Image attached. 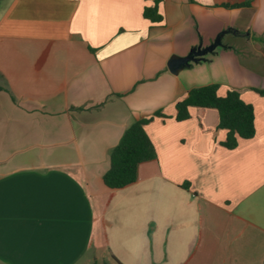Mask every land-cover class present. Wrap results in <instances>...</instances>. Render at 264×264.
I'll use <instances>...</instances> for the list:
<instances>
[{
  "label": "crops",
  "instance_id": "1",
  "mask_svg": "<svg viewBox=\"0 0 264 264\" xmlns=\"http://www.w3.org/2000/svg\"><path fill=\"white\" fill-rule=\"evenodd\" d=\"M208 85L253 108L234 149L216 109L175 119ZM0 88V264H264V0H2ZM155 113L156 159L106 188L111 150Z\"/></svg>",
  "mask_w": 264,
  "mask_h": 264
},
{
  "label": "trees",
  "instance_id": "2",
  "mask_svg": "<svg viewBox=\"0 0 264 264\" xmlns=\"http://www.w3.org/2000/svg\"><path fill=\"white\" fill-rule=\"evenodd\" d=\"M156 4L153 8L144 9V18L152 22L162 20ZM217 89V85L191 89L183 100L176 103L175 119L187 120L189 107L216 109L219 128L227 130L226 139L221 145L226 149H234L239 138L250 139L254 136L253 108L245 104L236 91H227L224 97H219ZM258 93L264 96V90ZM156 116L162 115L155 113L150 118L136 120L124 131L119 143L110 152L109 169L102 176L106 188L121 190L134 184L138 179L139 166L156 159L154 146L144 130V126Z\"/></svg>",
  "mask_w": 264,
  "mask_h": 264
},
{
  "label": "water",
  "instance_id": "3",
  "mask_svg": "<svg viewBox=\"0 0 264 264\" xmlns=\"http://www.w3.org/2000/svg\"><path fill=\"white\" fill-rule=\"evenodd\" d=\"M223 33L218 35L214 41L206 46V47H201L198 46L196 48H193L190 53L183 58H172L168 64V68L171 73H176L178 70L188 67L190 62L197 63L207 55L211 54L218 46L221 45V36Z\"/></svg>",
  "mask_w": 264,
  "mask_h": 264
},
{
  "label": "rangeland",
  "instance_id": "4",
  "mask_svg": "<svg viewBox=\"0 0 264 264\" xmlns=\"http://www.w3.org/2000/svg\"><path fill=\"white\" fill-rule=\"evenodd\" d=\"M1 2H2V0H0V3ZM120 211H121V209L119 206H117V205L111 206L109 208L106 216H105V222L108 223V222H111L112 220H115L116 216L119 214ZM163 242H165V241H163ZM159 258H162V261H164L166 258V252H163V249H162L161 255H159Z\"/></svg>",
  "mask_w": 264,
  "mask_h": 264
}]
</instances>
